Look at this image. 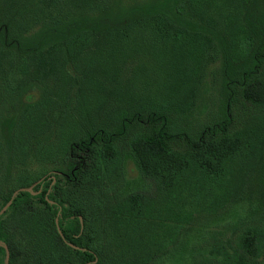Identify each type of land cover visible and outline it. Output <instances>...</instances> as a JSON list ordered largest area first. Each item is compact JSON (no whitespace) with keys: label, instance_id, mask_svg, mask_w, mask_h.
<instances>
[{"label":"trees","instance_id":"trees-1","mask_svg":"<svg viewBox=\"0 0 264 264\" xmlns=\"http://www.w3.org/2000/svg\"><path fill=\"white\" fill-rule=\"evenodd\" d=\"M33 182L8 264H264V0H0V208Z\"/></svg>","mask_w":264,"mask_h":264},{"label":"water","instance_id":"water-1","mask_svg":"<svg viewBox=\"0 0 264 264\" xmlns=\"http://www.w3.org/2000/svg\"><path fill=\"white\" fill-rule=\"evenodd\" d=\"M35 184V182H33L32 184H30L29 186H20L16 189L13 190L10 198L3 204V206L0 208V214L7 208V206L11 203L13 197L15 196V194L17 193V191L19 189H24V190H32V186ZM59 229V232H61L60 228ZM0 244H2L5 248V258H4V264H8L9 262V248H8V245L3 241V240H0ZM70 245L72 246H75V247H78V245L72 243V242H69Z\"/></svg>","mask_w":264,"mask_h":264},{"label":"rangeland","instance_id":"rangeland-1","mask_svg":"<svg viewBox=\"0 0 264 264\" xmlns=\"http://www.w3.org/2000/svg\"><path fill=\"white\" fill-rule=\"evenodd\" d=\"M127 165V176H131V177H136L137 176V171L135 169L131 170L132 167H134L133 162H131V160L127 161L126 163Z\"/></svg>","mask_w":264,"mask_h":264}]
</instances>
